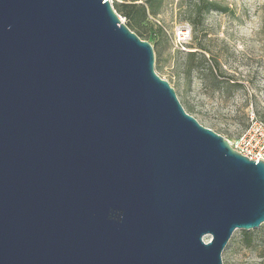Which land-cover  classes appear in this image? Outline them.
<instances>
[{"label": "water", "instance_id": "95a60500", "mask_svg": "<svg viewBox=\"0 0 264 264\" xmlns=\"http://www.w3.org/2000/svg\"><path fill=\"white\" fill-rule=\"evenodd\" d=\"M263 223L264 162L184 111L108 0H0V264H223Z\"/></svg>", "mask_w": 264, "mask_h": 264}, {"label": "rangeland", "instance_id": "374dc122", "mask_svg": "<svg viewBox=\"0 0 264 264\" xmlns=\"http://www.w3.org/2000/svg\"><path fill=\"white\" fill-rule=\"evenodd\" d=\"M108 1L120 21L152 46L154 71L169 83L184 111L240 152L235 144L249 127L250 112L264 124V0ZM203 2L222 11L206 10ZM130 3L143 5L146 17L139 12L134 20L124 17L120 6ZM180 26L191 30L184 50L171 42ZM190 52L197 55L190 58ZM221 259L264 264V223L235 230Z\"/></svg>", "mask_w": 264, "mask_h": 264}, {"label": "built area", "instance_id": "2783aa9c", "mask_svg": "<svg viewBox=\"0 0 264 264\" xmlns=\"http://www.w3.org/2000/svg\"><path fill=\"white\" fill-rule=\"evenodd\" d=\"M190 32L187 26L178 27L171 39L173 47L184 50V43L190 39ZM249 120V127L239 137L235 149H240L239 153L250 160L264 162V124L256 118L253 112H250Z\"/></svg>", "mask_w": 264, "mask_h": 264}, {"label": "trees", "instance_id": "16d2710c", "mask_svg": "<svg viewBox=\"0 0 264 264\" xmlns=\"http://www.w3.org/2000/svg\"><path fill=\"white\" fill-rule=\"evenodd\" d=\"M203 4H206V6L204 7V9H206V10L222 11L221 7L215 5L214 3L203 2ZM120 11L123 14V16L126 17L129 21L134 20V19L137 18V15H135L136 12H139L142 18L146 17V9L141 4H136V3L123 4V5L120 6ZM198 48L202 49L200 47H198ZM196 55H197L196 52H190L188 54V56L190 58H194ZM244 233L246 235L247 232H244Z\"/></svg>", "mask_w": 264, "mask_h": 264}]
</instances>
